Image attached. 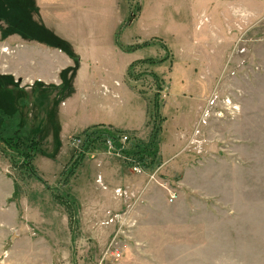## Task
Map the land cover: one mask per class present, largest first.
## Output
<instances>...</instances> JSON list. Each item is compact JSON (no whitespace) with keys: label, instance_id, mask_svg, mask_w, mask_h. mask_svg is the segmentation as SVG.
Returning <instances> with one entry per match:
<instances>
[{"label":"rangeland","instance_id":"obj_1","mask_svg":"<svg viewBox=\"0 0 264 264\" xmlns=\"http://www.w3.org/2000/svg\"><path fill=\"white\" fill-rule=\"evenodd\" d=\"M21 1L28 3L25 9ZM21 1L0 0V37L24 35L32 25V36L41 43L71 55L76 50L79 91L92 83L100 89L102 79L119 80L112 87L117 97L110 96L117 119L140 126L145 118L142 131L122 130L123 135L147 141L156 129L158 157L152 167L138 166L144 170L136 172L132 158L108 147L106 139L83 151L77 163L83 131L90 126L65 138L61 153H56L59 141L46 136L45 151L28 167L0 143V168L9 178L0 179V206L9 194L3 205L8 221L15 223L9 245L18 239V212H37V221L29 225L47 242L49 229L60 238V230L71 227L81 235V221L74 218L81 206L73 194L78 188L70 177L84 165L93 179V167L101 160L110 169L107 179L115 164L136 178L131 180L135 190L127 188L129 200L158 196L173 205L183 200L160 222L168 230V245H151L153 264H264V6L258 0ZM230 2L248 3L249 10L234 11L233 49L215 53L210 43L229 29L224 16ZM129 46L136 48L123 49ZM212 52L218 56L205 55ZM67 73L65 85L42 84L47 110L56 112L62 96L73 89L75 75ZM81 96L66 105L65 118L87 122L101 117L96 101L103 93L94 91L84 103ZM103 193L106 199L118 197L116 191ZM133 221L123 225L130 229Z\"/></svg>","mask_w":264,"mask_h":264},{"label":"crops","instance_id":"obj_2","mask_svg":"<svg viewBox=\"0 0 264 264\" xmlns=\"http://www.w3.org/2000/svg\"><path fill=\"white\" fill-rule=\"evenodd\" d=\"M35 1L38 3L39 0ZM262 1L258 0L256 2L258 6L261 5L259 7L264 6ZM21 4L22 9H25V5L28 3L23 4L21 1ZM227 7L229 14L224 16V24L227 23L229 29H225L224 38L216 39V37L210 43V45L212 44L211 51L213 50L215 53H218L223 48L226 52L229 49H233L231 27L235 16L234 11L249 10V4L243 2L239 6H234L230 2L227 3ZM21 13L23 16V12ZM236 16L238 17V15ZM21 25L23 26L22 22ZM30 27L32 28V25L28 27L27 33H24V35L17 33L15 36L0 37V96L15 95V84L17 87L24 89L34 86L35 82L45 85H61V73L65 69H70L69 75H75L74 79L72 77L73 89H70L71 93L68 95L62 96L56 112L55 108H52V113L56 117L52 115L49 121L44 124V136L52 137L57 145L59 141L56 153L60 148L62 150L65 138L71 137L76 132H81L88 126L102 124L135 133L139 130L142 131V127L145 125V118H143L140 126H134L130 121L121 123L117 119L118 112L115 105L113 106L110 96L117 97L118 94L116 90H112V87L116 89L115 85L120 84L119 80L116 78H112V81L102 79L100 89H95V85L92 83L88 90L81 89L79 91L74 84V80L78 75L75 60L81 59L77 51L74 50V54L71 55L59 47L41 43L32 36L33 31H30ZM213 34L219 36L218 31L213 30ZM212 53L205 55H208L209 58L210 56L213 58L218 56V54L213 53V55ZM189 57L205 60L202 56L199 57L194 54ZM73 66L76 68H71ZM104 70L107 74V69ZM96 90L103 93V98L96 101L101 117H94L92 121L87 122L86 120L82 122L74 120V118H65V107L74 96H77V94L82 95L81 101L84 103L86 99L93 96ZM59 153L61 152L59 151ZM57 167L59 169V166ZM1 168L0 179L8 182L9 178L3 174ZM93 168L95 174H93V179L91 177L88 178L87 168H84V165L73 169L75 173L70 177V183L73 182L72 187L75 185L74 187L78 188L73 190V194L78 197L77 199H80L79 204L81 206L74 218L81 221V235H78L79 233L75 232L71 227L68 232L66 229L60 230L64 231V238H60L57 233H53L52 229H49L48 233L52 238L51 241L47 242L44 237L38 235L35 227L29 225L30 220L37 221L38 217L34 216L37 215V212L31 216V212L27 211L25 212V214L27 213L26 216H20L17 211L18 215L15 216V219L17 217L16 226L18 228H16V236L18 239L16 243L12 242L9 245L7 237L10 229H14L11 228V225L15 223L8 221L7 208L3 205L9 194L2 196L0 206V264H115V259L116 264H153L152 258L149 257L150 251L153 249L151 245L154 246V249H160L168 245V240L165 238V236H168V230L160 222L162 220L166 222L169 215L174 213V207H177L178 203L183 200L173 205L165 197L166 201L158 196H141V198L139 196L137 200L133 201L128 199V195L119 196L117 194V197L113 194L118 188L125 187L126 190H128L127 188L135 190V183L131 181L133 174H128L129 172L125 174L126 170L123 171V168L115 164L111 167L114 176L112 174L110 176L111 179H107L106 176L109 174L110 169L105 167L101 160L96 161ZM55 173L52 172L50 175L54 177L56 176ZM87 188L90 189L89 194ZM108 190H111L112 200L104 197L106 194L103 192ZM113 208H116L117 211ZM112 210H115L113 213L118 212L121 214L122 219H113L114 214L110 212ZM107 214L109 215L108 217ZM105 217H107L106 223L103 222ZM130 219L134 221L130 229H128L123 224ZM63 221L65 222V220ZM192 234L196 233L192 232ZM74 235L76 236L74 237ZM111 237L112 239L110 240ZM115 252L119 253L118 256L114 255Z\"/></svg>","mask_w":264,"mask_h":264},{"label":"trees","instance_id":"obj_3","mask_svg":"<svg viewBox=\"0 0 264 264\" xmlns=\"http://www.w3.org/2000/svg\"><path fill=\"white\" fill-rule=\"evenodd\" d=\"M147 43H143L146 45ZM139 47V46H138ZM136 47L124 48L126 51L134 50ZM163 59L159 60L162 61ZM150 61V60H149ZM154 62V61H153ZM70 69H65L61 73L62 83L65 85V73ZM30 89L19 88L15 84V95L0 96V143L2 147L8 149L11 157L23 162L24 166H29L33 159L45 151L44 124L49 121L52 115V108L47 110V90L43 89L41 83ZM68 91L65 95H68ZM37 107L38 111L34 107ZM124 131L102 124H96L83 131V151L93 146L101 140V143L110 141L115 151L132 158L137 165L149 168L152 167L158 157L157 130H152L149 140L131 137L127 138L129 146L121 141ZM70 170V169H69ZM71 171V170H70Z\"/></svg>","mask_w":264,"mask_h":264},{"label":"built area","instance_id":"obj_4","mask_svg":"<svg viewBox=\"0 0 264 264\" xmlns=\"http://www.w3.org/2000/svg\"><path fill=\"white\" fill-rule=\"evenodd\" d=\"M225 102L228 104L229 103V100L228 99H226L225 100ZM127 140V137L125 136V135H122V137H121V141L122 142H125ZM108 142V147H110V148H112V146H110V141H107ZM139 165H135V166H133L132 167V169L134 170V171H136V172H141V171H143V170H141L139 167H141V166H139ZM142 168V167H141ZM116 193L119 195V196H126L127 195V190L126 189H124V188H118L117 190H116ZM113 219H118V220H121L122 219V215L121 214H114V216H113ZM118 252H115L114 253V255L115 256H118Z\"/></svg>","mask_w":264,"mask_h":264}]
</instances>
